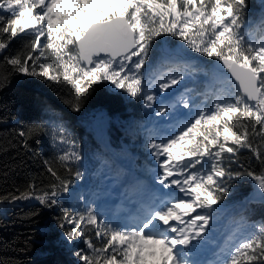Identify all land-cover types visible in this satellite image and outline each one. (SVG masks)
Segmentation results:
<instances>
[{"label":"snow or ice","instance_id":"6c2138e0","mask_svg":"<svg viewBox=\"0 0 264 264\" xmlns=\"http://www.w3.org/2000/svg\"><path fill=\"white\" fill-rule=\"evenodd\" d=\"M246 13L247 0H0V52L20 34L30 37L24 49L4 57L11 71L0 75V89L13 73L39 77L69 88L72 99L66 102L74 111L96 84H110L153 109L159 94L199 71L183 49L165 48L159 52L163 70L146 85L143 69L164 36L218 62L212 86L201 93L205 101L213 97L210 108L198 105L194 90L185 88L173 103L161 101L154 109L157 117L175 118L178 131L147 145L162 170L157 182L175 186L190 199L142 197L133 222L122 226L102 220L94 206L65 212L58 227L79 264H205L194 257L209 244L214 214L229 194V182L246 174L264 201V17L253 32ZM181 108L195 110V115L185 122L178 115ZM42 127L18 133L25 148ZM52 139L73 146L43 161L56 183L39 195L32 183L0 201L36 199L50 208L60 196L72 194V181L59 169L82 179L79 168L73 169L81 156L63 127L53 130ZM242 149L262 165L259 174L232 170L240 164ZM221 255L213 264H264V223L253 225Z\"/></svg>","mask_w":264,"mask_h":264},{"label":"trees","instance_id":"16d2710c","mask_svg":"<svg viewBox=\"0 0 264 264\" xmlns=\"http://www.w3.org/2000/svg\"><path fill=\"white\" fill-rule=\"evenodd\" d=\"M262 17L264 0H247L246 21L250 31H255ZM28 39L30 37L20 34L0 52V75L11 71L10 66L4 64V57L24 49ZM165 48L183 49L187 53L186 59L199 69L193 74L199 78L206 76L205 73L211 75L213 66L218 64L169 35L160 38L155 45L143 69L145 73L163 70L159 52ZM197 87L204 89L203 79ZM215 87L218 89L220 85ZM71 99L69 88L22 73H13L10 83L0 89V197H7L9 193L18 195L17 190L25 191L32 183L35 184V194L39 195L56 183L43 161L73 147L53 141L52 132L58 127H63L69 139L74 141L73 150L79 153L81 160L73 165V169L78 167L83 174L78 180L74 175H68L65 169H59L61 176L72 181L70 188L80 186V189L74 199L60 197L59 203L50 208L36 199L0 201V206L6 207V212H0V264H79L72 255L73 249L61 238L64 231L58 227L61 217L65 212L76 214L94 206L100 218L110 222L94 202L95 186L102 174L108 169L125 174L115 158L132 160L137 172L149 169L144 157L149 154L147 145L153 132L145 127L142 99H133L123 90H113L109 84L94 85L79 111H74L66 102ZM102 110L106 113L96 117ZM37 124L43 126L40 134L29 140L25 148L24 138L18 133ZM239 162L243 168L240 164H233V171L248 169L260 173L262 165L250 151L242 149ZM146 176L142 174V178L146 179ZM229 185V194L220 202L221 208L214 214V222L231 218L235 230L244 228L250 233L253 225L264 223V201L259 197L247 199L257 190L256 182L245 174L231 180Z\"/></svg>","mask_w":264,"mask_h":264},{"label":"rangeland","instance_id":"374dc122","mask_svg":"<svg viewBox=\"0 0 264 264\" xmlns=\"http://www.w3.org/2000/svg\"><path fill=\"white\" fill-rule=\"evenodd\" d=\"M93 20L96 19L95 16L92 17ZM162 71V70H160ZM159 71V72H160ZM226 73V70H223ZM158 72V73H159ZM154 73V70L150 73L144 72V79L145 84L147 85L150 78H153L156 74ZM212 74V72H211ZM206 80L204 82V89L201 90L197 87V84L200 83L199 77L193 75L192 77L186 79L181 85L177 86L175 89H170L167 93L159 94L157 99V104H154L153 109H144L145 111V120L146 122L145 127L148 129V131L154 132L153 138L157 139V133H158V126H162L167 121V118H160L155 116L154 109L158 106V104L162 101L165 104L174 102L180 93H182L185 88L193 89V95L196 98V102L199 105L201 102L205 104L207 107H211L212 104V98H209L205 101L204 97L201 95L206 88L212 86V77L211 75L205 76L203 80ZM111 89L117 90L114 88V86L110 85ZM155 89V85L153 86ZM158 91V89H156ZM180 113H187L191 116V118L195 115V110H193L191 113L186 109H179ZM104 120L106 118H103ZM159 142V141H158ZM150 143V142H149ZM152 149L149 148V154L148 156L144 157V160L149 164L148 171L146 170H140V172H137L133 166V161L130 159H117L115 158L117 164L122 168L125 172V174H117L113 173L110 169H108L105 174H102V177L100 179V182L97 186H95V204L97 205V208L100 209L106 217H108L109 221L115 225L122 226L127 225V221L123 218V215L126 213V208H124L125 200L129 197L136 196V191L140 190H148L152 191V188H155L158 193L162 192L161 195L164 197H167L166 199L174 200V199H180L183 198L185 200L190 199V197L185 196L184 193H181L178 188L175 186H172L171 188H164L162 185H160L157 182V173L162 171L159 168V162L157 161L156 157H154L152 154ZM164 157H161V160H163ZM135 173L134 175V181L129 182L128 180V174L130 172ZM189 171H192V169H189ZM147 174L146 180H142L140 176L141 173ZM71 189V195L64 194L60 197H67L70 199H74L77 196V191L80 189V186H77L76 188H70ZM154 189V190H155ZM164 189V190H163ZM59 197V198H60ZM259 197L257 190L250 196V198L255 199ZM119 198L120 200V206H117ZM32 200V199H31ZM120 211L122 212L120 214ZM199 211V210H198ZM0 212H6L5 206H0ZM192 215H195L193 213ZM187 219V218H185ZM177 223V222H172ZM211 233H210V241L209 244L201 249L199 252L196 253L195 259L204 261L205 258H210V261L206 264H213L216 260H222L223 256L221 255L222 249L225 250L229 246L230 243H234L235 240L242 236L247 235L249 232L246 231L244 228H236L234 226V222L231 221V218L226 219H220L217 222H213ZM177 226H182L178 225ZM63 233V232H62ZM232 237V240L229 238ZM61 238L63 240V235H61ZM80 241H77V246L83 247L80 245ZM209 260V259H208Z\"/></svg>","mask_w":264,"mask_h":264},{"label":"bare ground","instance_id":"6f19581e","mask_svg":"<svg viewBox=\"0 0 264 264\" xmlns=\"http://www.w3.org/2000/svg\"><path fill=\"white\" fill-rule=\"evenodd\" d=\"M130 182V181H129ZM154 191H156V189L154 190ZM144 195V197L145 196H150L151 194H150V192L148 191V190H143V191H141V194L138 196V199H141L142 198V196ZM120 200H121V198H119V201H118V203H120ZM210 260V258H207V260Z\"/></svg>","mask_w":264,"mask_h":264},{"label":"water","instance_id":"95a60500","mask_svg":"<svg viewBox=\"0 0 264 264\" xmlns=\"http://www.w3.org/2000/svg\"><path fill=\"white\" fill-rule=\"evenodd\" d=\"M233 83H235V82L233 81ZM105 113H106V111L102 110L96 114V117H100V116L104 115Z\"/></svg>","mask_w":264,"mask_h":264}]
</instances>
